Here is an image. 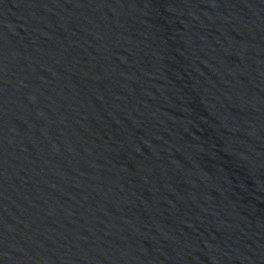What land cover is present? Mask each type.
<instances>
[{
  "label": "water",
  "instance_id": "obj_1",
  "mask_svg": "<svg viewBox=\"0 0 264 264\" xmlns=\"http://www.w3.org/2000/svg\"><path fill=\"white\" fill-rule=\"evenodd\" d=\"M0 264H264V0H0Z\"/></svg>",
  "mask_w": 264,
  "mask_h": 264
}]
</instances>
